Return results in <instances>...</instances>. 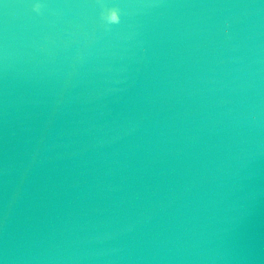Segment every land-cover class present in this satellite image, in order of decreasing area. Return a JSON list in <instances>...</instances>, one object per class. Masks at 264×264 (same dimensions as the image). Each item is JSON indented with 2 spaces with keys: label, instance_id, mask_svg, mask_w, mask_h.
Returning <instances> with one entry per match:
<instances>
[{
  "label": "water",
  "instance_id": "1",
  "mask_svg": "<svg viewBox=\"0 0 264 264\" xmlns=\"http://www.w3.org/2000/svg\"><path fill=\"white\" fill-rule=\"evenodd\" d=\"M0 264H264V0H0Z\"/></svg>",
  "mask_w": 264,
  "mask_h": 264
},
{
  "label": "clouds",
  "instance_id": "2",
  "mask_svg": "<svg viewBox=\"0 0 264 264\" xmlns=\"http://www.w3.org/2000/svg\"><path fill=\"white\" fill-rule=\"evenodd\" d=\"M109 23L115 24L119 22V16L116 10H111L106 17Z\"/></svg>",
  "mask_w": 264,
  "mask_h": 264
}]
</instances>
